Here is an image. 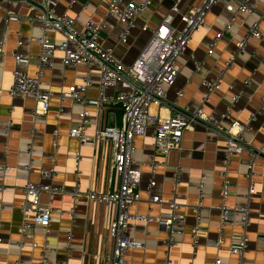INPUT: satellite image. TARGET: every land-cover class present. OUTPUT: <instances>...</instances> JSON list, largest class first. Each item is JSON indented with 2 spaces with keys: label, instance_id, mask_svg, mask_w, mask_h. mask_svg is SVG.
<instances>
[{
  "label": "crops",
  "instance_id": "obj_1",
  "mask_svg": "<svg viewBox=\"0 0 264 264\" xmlns=\"http://www.w3.org/2000/svg\"><path fill=\"white\" fill-rule=\"evenodd\" d=\"M55 1L56 13L73 17L77 30H82L87 21L101 24L99 45L130 65L166 16L171 14L173 25L182 29L183 16L202 0H180L179 13L171 11L177 0H151L130 27L118 14L108 12L107 4L112 0ZM141 1L120 0L118 8L123 10ZM242 2L220 1L207 12V27L194 34L178 61V76L171 86H165L164 104L152 106L154 112L162 114L175 106H202L210 120H198L192 130L184 132L180 147L165 155L153 145V128L134 138V166L141 168L142 175L140 199L129 208L128 232L142 246L128 250L125 264H215L217 258L222 264H264V0H248L250 12L241 10ZM41 8L38 2L0 0V87L4 89L12 84L15 70L29 75L37 72L41 31L30 17ZM255 22L261 35L249 36ZM49 35L61 40L59 34ZM245 38V50L235 56L238 43ZM16 51L26 56L25 64L16 63ZM55 56L53 66L45 69L41 78L42 87L52 94L42 121L34 118L38 104L35 98L11 95L6 90L0 97V124L11 123L9 133L0 129V264H110L106 256L114 248L111 226L117 218V207H106L86 197L76 203L70 191L78 187L83 193L102 192L118 186L119 179L111 174L109 166L110 143L98 140L96 133L105 126H121L122 109L99 104L97 68L64 66L62 53L57 51ZM215 76H222L223 82L208 94L203 81ZM88 80L90 85L80 96L89 112L85 132L90 140L82 145L69 135L70 129L79 124L82 107L62 94L79 89ZM121 89L110 87L107 92L115 94ZM236 94L240 97L233 104ZM206 95L209 100L203 103ZM230 107L229 116L223 117ZM61 108L66 114L58 118ZM234 121L245 128L238 141L240 150L230 152V136L233 139L236 135ZM55 130L59 133L57 149L53 144ZM28 148H32L31 154ZM28 164L30 170L25 169ZM4 165L8 171L3 170ZM53 166L57 171L53 177L41 176V168ZM27 182L64 190L40 195V203L52 211L47 226L22 228L21 206ZM152 196L161 201L152 202ZM172 202L184 223L169 244L168 231L152 219L171 213ZM223 205L233 210L247 205L249 224L244 225L240 213L222 224ZM242 233L247 235L248 248L241 259L231 252V246ZM218 238L223 239L220 247L213 244Z\"/></svg>",
  "mask_w": 264,
  "mask_h": 264
},
{
  "label": "built area",
  "instance_id": "obj_2",
  "mask_svg": "<svg viewBox=\"0 0 264 264\" xmlns=\"http://www.w3.org/2000/svg\"><path fill=\"white\" fill-rule=\"evenodd\" d=\"M29 4L40 3L42 8L30 19L40 26L41 35L38 42L41 46V54L38 57L37 72L35 75L20 70H15L13 82L7 88L0 87V97L6 90L11 95L24 94L35 98L37 107L34 111V118L42 121L50 107L51 92L42 87L41 78L44 70L53 66L56 58L55 53H62L61 60L64 66L82 64L89 68H97L100 72L99 81V104L119 105L122 109V125H112L100 128L96 137L100 141L109 142L111 146V157L109 166L111 174L119 179L118 186L111 191H89L83 193L78 187L73 188L70 193L74 202H78L81 197H86L93 202H101L106 207H117V218L111 226L114 238V248L106 259L110 264H125L128 250L141 247L142 243L130 236L128 232L131 214L129 208L140 199L138 186L141 182V168L135 167L133 153L135 151L134 138L136 135L143 134L147 128H153V145L157 152L165 155L170 150L178 149L181 145L183 134L187 130H192L198 120L209 121L210 118L203 112L202 106L192 108L190 106L173 107L168 114L154 112L153 104L162 106L166 100L165 86H171L180 72L178 61L183 55L187 44L194 34L207 27L205 16L207 12L218 2L227 0H202L201 3L183 16V27L177 29L173 25V16H166L161 23L152 31V35L142 50L140 55L130 65L120 62L111 50L104 49L97 41L101 24L87 21L82 30L74 27L75 19L66 13H56L55 0H25ZM151 0H142L139 4L128 5L125 9L118 8L120 0L108 2V12L118 14L120 20L130 27L134 24L138 16L147 10ZM177 0L172 5L171 11L179 13L181 8ZM241 10L250 12L248 0H243ZM263 16V15H262ZM49 32H54L61 36V40L50 37ZM258 22H255L249 29V36H260ZM22 42H19V45ZM246 38L237 45L235 56L245 50ZM212 51L209 50L208 54ZM18 65L25 64L26 56L19 52L14 53ZM235 57L231 58L228 67H232ZM222 76H215L210 80L203 81V84L211 94L221 87ZM90 85L88 80L85 85L72 92L62 94L63 98H73L77 100L78 106L82 107L79 124L71 128L69 135L79 139L82 145L89 142L90 138L86 135V127L89 123V112L86 109V102L80 96V92L86 90ZM119 86L122 89L115 94H109L110 87ZM178 95L181 94L179 90ZM239 94L232 98L233 104L239 99ZM264 99V98H263ZM205 96L203 103L208 101ZM231 107L227 108L223 117L229 116ZM65 110H59L57 117L64 116ZM254 118L251 116L250 120ZM236 128L235 138L230 139L229 151H239V139L245 126L238 122H233ZM0 129L4 133H9L11 123L0 124ZM55 139L53 144L58 148L57 139L59 133L54 131ZM28 154L32 153V148H28ZM79 162L80 155L77 154ZM157 164V163H156ZM154 164V167L156 166ZM3 170L8 171V166H2ZM30 164L25 166L30 170ZM57 173L56 168H41L40 174L44 178H51ZM154 182H150V187ZM64 191L62 188H54L51 185L41 183L35 184L27 182L24 187L25 202L21 206L23 213V227L32 224L47 226L51 221V209L44 207L40 203V195L49 192L53 195L56 192ZM227 191L223 190V195ZM152 202H160L158 196L151 197ZM172 212L164 218L152 219L164 226L168 231L167 242H173V233L179 232L184 223V217L175 211V203H171ZM221 223L233 221L235 214L240 213L245 226L249 224V207L247 205L230 209L228 206H221ZM223 243L222 238H218L213 244L220 247ZM248 248V238L245 233L239 234L231 246V252L238 254L242 259ZM41 264H44L43 262ZM215 264H222L217 258Z\"/></svg>",
  "mask_w": 264,
  "mask_h": 264
},
{
  "label": "water",
  "instance_id": "obj_3",
  "mask_svg": "<svg viewBox=\"0 0 264 264\" xmlns=\"http://www.w3.org/2000/svg\"><path fill=\"white\" fill-rule=\"evenodd\" d=\"M230 139H232V137L230 136Z\"/></svg>",
  "mask_w": 264,
  "mask_h": 264
}]
</instances>
